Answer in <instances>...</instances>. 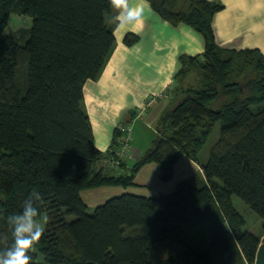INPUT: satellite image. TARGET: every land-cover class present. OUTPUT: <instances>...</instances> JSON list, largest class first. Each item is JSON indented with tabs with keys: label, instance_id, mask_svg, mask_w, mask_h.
<instances>
[{
	"label": "trees",
	"instance_id": "obj_1",
	"mask_svg": "<svg viewBox=\"0 0 264 264\" xmlns=\"http://www.w3.org/2000/svg\"><path fill=\"white\" fill-rule=\"evenodd\" d=\"M147 2L170 26L196 32L204 51L179 56L167 93L171 109L140 163L156 164L169 180L175 162L187 158L202 175L165 196L123 194L89 212L81 191L135 186L127 158L118 169L98 165L117 158L118 128L130 126L139 111L126 113L103 153L84 105L86 82L99 79L115 48L113 6L110 0H0V249L12 242L8 216L35 191L48 224L29 251L31 264H254L264 239V55L218 46L212 28L218 3ZM10 15L29 18L31 26L7 33ZM123 42L131 47L138 37L127 34ZM216 124L218 139L200 163ZM232 197L261 220L259 234L244 230ZM196 222L213 233L202 253L183 236V227Z\"/></svg>",
	"mask_w": 264,
	"mask_h": 264
},
{
	"label": "crops",
	"instance_id": "obj_2",
	"mask_svg": "<svg viewBox=\"0 0 264 264\" xmlns=\"http://www.w3.org/2000/svg\"><path fill=\"white\" fill-rule=\"evenodd\" d=\"M207 1L222 6L212 22L218 46L235 50L257 49L264 55V0ZM113 10L116 17L118 11L114 7ZM127 34L136 35L138 42L131 47L126 46L123 39ZM114 38L115 48L102 74L97 81L86 82L83 91L94 143L103 153L109 149L114 129L124 120L127 112H140L148 96H160L170 91L174 85L173 78L180 69L179 56L194 57L204 51L203 40L196 32L185 25L170 26L151 8L145 9L140 20L117 22ZM171 106L167 98L147 108L155 127ZM133 122L130 126L134 141L135 129L137 134L143 128ZM132 143L126 170L131 163H137L148 149L137 155L138 152L132 151ZM102 163L105 164V161Z\"/></svg>",
	"mask_w": 264,
	"mask_h": 264
},
{
	"label": "rangeland",
	"instance_id": "obj_3",
	"mask_svg": "<svg viewBox=\"0 0 264 264\" xmlns=\"http://www.w3.org/2000/svg\"><path fill=\"white\" fill-rule=\"evenodd\" d=\"M30 26L31 21L29 18L10 15L6 32L12 34L19 29H28ZM159 97L160 96H148L144 102V106L141 109L142 111H140L142 115L140 117L135 118V124L137 123L138 126H141L143 128L140 129L137 134V130L135 129L134 141L132 143V151L134 149L135 152H138L137 155H139L145 148H148L145 151L147 152V150L151 148L152 142L155 139L154 136L156 124L150 121L148 116L149 112L147 108H150L149 104L154 99L155 102L153 104H159L160 101H162L156 100V98ZM218 134L219 124H216L214 130L208 137L206 144L199 153L198 159L200 163H204L207 160L212 145L218 139ZM141 159L142 158H140L137 162L139 167H137L135 171L131 172L133 168L132 163L127 168L128 173L133 174L134 176L132 182L135 186L101 187L97 189L83 190L80 192L82 200L85 202L86 205H88V208L90 210L89 212H92L97 206L103 205L107 200L113 197L121 196L123 194H131L145 198L165 196L173 193L176 187L182 181L190 178L191 176L199 177L200 175H202L201 169L196 163L192 162L187 158H181L175 162L171 178L169 180H162L160 178L159 167L154 163L142 164L140 163ZM109 163L110 162H105V164L102 163L99 168L106 169V167L109 166L110 169H118L115 168L116 166H110ZM232 205L236 208L237 211L242 213L246 219V226L244 227V230L247 229L250 230L253 234H259V231L261 229V220H259L257 216L251 210H249V208L239 199L232 197ZM41 219L44 223V228L46 230L48 224L46 214H43L41 216ZM72 220H74L73 216H68L66 218V221L68 222H71ZM182 230L185 242L199 253L204 252L205 248L213 238V233L210 228L202 222L188 223L183 227Z\"/></svg>",
	"mask_w": 264,
	"mask_h": 264
},
{
	"label": "clouds",
	"instance_id": "obj_4",
	"mask_svg": "<svg viewBox=\"0 0 264 264\" xmlns=\"http://www.w3.org/2000/svg\"><path fill=\"white\" fill-rule=\"evenodd\" d=\"M117 9L115 20L118 23H132L143 18L145 9L149 8L147 0H110ZM44 203L42 196L33 191L23 200L21 211L9 215L8 225L11 229L12 242L0 249V264H31L30 249L44 233V223L40 208Z\"/></svg>",
	"mask_w": 264,
	"mask_h": 264
},
{
	"label": "built area",
	"instance_id": "obj_5",
	"mask_svg": "<svg viewBox=\"0 0 264 264\" xmlns=\"http://www.w3.org/2000/svg\"><path fill=\"white\" fill-rule=\"evenodd\" d=\"M163 97V95H160L159 98H156V100H159ZM155 100V99H154ZM152 101L149 105L153 104L155 101ZM142 114L139 112L136 117H140ZM138 119V118H137ZM118 131L120 132L119 137L117 138L116 142L118 144V147L115 151L116 159L110 161V165L116 166L115 168H119L120 161L128 158L129 153L131 151V141L133 137V131L131 126H124L119 127Z\"/></svg>",
	"mask_w": 264,
	"mask_h": 264
},
{
	"label": "water",
	"instance_id": "obj_6",
	"mask_svg": "<svg viewBox=\"0 0 264 264\" xmlns=\"http://www.w3.org/2000/svg\"><path fill=\"white\" fill-rule=\"evenodd\" d=\"M254 264H264V239L260 242Z\"/></svg>",
	"mask_w": 264,
	"mask_h": 264
}]
</instances>
